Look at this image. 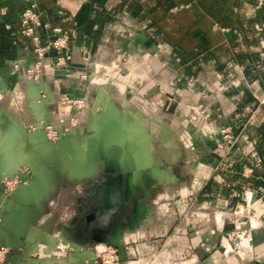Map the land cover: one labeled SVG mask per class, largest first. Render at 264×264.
Returning a JSON list of instances; mask_svg holds the SVG:
<instances>
[{"label":"crops","instance_id":"0c3cea01","mask_svg":"<svg viewBox=\"0 0 264 264\" xmlns=\"http://www.w3.org/2000/svg\"><path fill=\"white\" fill-rule=\"evenodd\" d=\"M32 5L41 44L59 27L70 54L57 68L49 49L34 80ZM224 126L235 141L219 148ZM117 172L103 191L122 180L133 215L100 242L125 264H264V0H0V243L50 233L29 218L54 176L90 192ZM9 173L27 182L6 190ZM59 229L31 246L42 264H92Z\"/></svg>","mask_w":264,"mask_h":264},{"label":"rangeland","instance_id":"374dc122","mask_svg":"<svg viewBox=\"0 0 264 264\" xmlns=\"http://www.w3.org/2000/svg\"><path fill=\"white\" fill-rule=\"evenodd\" d=\"M47 136H48V140H53V139L55 140V139H58L60 137L58 135V133H56V132L53 134L50 133V135H47ZM30 177H31V175L29 176V178ZM118 177H119V173L117 172V173H113V174L109 175V177H107V178H103L101 181L94 182L93 188L95 190V192H94L95 195L88 192L86 185L79 180L73 181L70 178L61 179L59 177L53 179V189L47 193V195L44 198V201H42L44 208H43L42 212L40 213V216H37V218H36V221H35L36 227L39 225V223H40V221H42V219H46L48 221L49 219L52 218L53 222L50 224V228H51L50 234H49L50 237L54 236L55 233H59L61 231L59 229L60 226L67 225L70 228V233L68 235V239L70 242L75 243L76 241H75V237H74V231H75L74 230V227H75L74 224L76 222H79V219L87 211V209H85V205L91 203L90 200L97 197L96 196L97 193H98V195H100L103 192V189L106 188L105 184L116 183L118 180ZM8 179H10V178H8ZM5 180L7 181V179L4 178V180H2V182H4ZM26 180H22L21 177L20 178L18 177L15 180V181H17L16 185H18V183H21V182L26 183L27 182ZM3 185H4V183H3ZM15 187L16 186L14 184L12 189H14ZM86 207H89V206L87 205ZM64 231L68 232L69 230L64 229ZM50 239L48 238L46 240H49L48 242H50ZM34 243H38L37 239H34V240L29 242V244L27 245L28 249H26L24 247V249L22 248L19 250H16V249L11 250L9 248L0 250V264H15V261L18 259H29V261H31V259L35 260L38 257H40V258H39L37 263L42 264V261H44L43 258H41L43 256V254L37 253L36 251L32 252V250H31V246ZM50 244H52V243L50 242ZM38 245L39 246L37 247V249L40 248V250H42V252H43V250L45 249V245L44 244H38ZM87 245L91 251L92 250L94 251V250H96V247L99 248V246H103V245H105V243L99 242V243H94V244L90 243ZM108 245L112 246L113 248H115L117 250V248L114 247V245H111V244H108ZM37 249H35V250H37ZM68 251L69 250H67V249L60 248L59 250L53 251V253H55V254L58 253V255L61 253V254L68 257L69 256ZM81 252H83V251H81ZM95 252L97 254H99L101 257H103V255L106 253L103 250H98V252L97 251H95ZM117 252H118V250H117ZM45 260L50 261V263L53 262V263L57 264L56 263L57 260H48V259H45Z\"/></svg>","mask_w":264,"mask_h":264},{"label":"built area","instance_id":"2783aa9c","mask_svg":"<svg viewBox=\"0 0 264 264\" xmlns=\"http://www.w3.org/2000/svg\"><path fill=\"white\" fill-rule=\"evenodd\" d=\"M19 23L22 28V33L28 36L33 43V53L35 60L33 66L27 70L30 79L34 80L38 78L40 69L42 67V61L49 49H53L56 54L55 66L57 68L64 66L67 60L70 59L69 36L61 28H53V35L49 36V39L45 44H41L39 36L36 32V28L41 25V18L40 15L34 10L33 5L31 7H27L22 12ZM14 67H16V65ZM46 132L47 135H50V133H55L54 131H52L50 126H46ZM219 135L220 137L217 142V147L219 148L230 147L235 141V136L229 126L222 127L219 130ZM5 179H7V181L5 180L3 183L6 190L12 189L14 184H17V181H15L17 177L15 179V176L10 179ZM3 249L4 248H1L0 250ZM98 250H103L106 252L103 257L95 252H98ZM92 252L94 254L93 260L95 261V264H125L124 261L119 258L117 250L110 245L105 244L101 249L96 247V250H92Z\"/></svg>","mask_w":264,"mask_h":264},{"label":"flooded vegetation","instance_id":"af4514ba","mask_svg":"<svg viewBox=\"0 0 264 264\" xmlns=\"http://www.w3.org/2000/svg\"><path fill=\"white\" fill-rule=\"evenodd\" d=\"M121 181L120 188L113 186L107 193L104 191L100 195L97 193V197L87 204L89 207L85 205V209L89 211H86L79 222L74 224L75 243L87 245L100 242L116 229L118 223L124 221L125 218L132 217L135 197H131L126 193V186L123 190ZM28 183H30L29 180ZM94 192V188L90 190L93 195H95ZM49 220H52V218ZM78 247V249L82 248L81 246ZM101 247L99 246V248ZM72 252L75 253V250H72ZM85 252L83 250L79 255L84 257Z\"/></svg>","mask_w":264,"mask_h":264},{"label":"water","instance_id":"95a60500","mask_svg":"<svg viewBox=\"0 0 264 264\" xmlns=\"http://www.w3.org/2000/svg\"><path fill=\"white\" fill-rule=\"evenodd\" d=\"M13 178L14 177V173H9V174H6V175H4L3 176V178ZM55 177L56 176H54V179H55ZM32 182H35V184H36V186H38V188H40L42 185L41 184H43V183H39V181L37 180V179H35L34 181H32ZM22 186H24L23 185V183H19L18 184V187H22ZM34 187L35 186H32V183L30 182V183H27V186L25 185V187H24V189H26L27 190V197H26V199H27V201H29V203H32V204H34V206L35 205H38L39 204V206H40V200H42L43 199V196L46 194V192H47V190H45L44 188H40L41 189V192L39 193H35L34 192ZM39 189V190H40ZM29 199V200H28ZM38 206V207H39ZM24 211V210H23ZM22 211V212H23ZM21 216L23 217L24 216V213H22L21 214ZM27 216V215H26ZM37 214H31V216H30V224H36L35 223V221H36V218H37ZM11 218V217H10ZM13 219V218H12ZM15 224V223H14ZM68 233H70V228H69V232ZM50 233L49 232H43V234L42 233H39V237L37 238V241L38 242H42L41 244H44L45 246L47 245V246H53L54 245V243H52L51 241L53 240V241H56V239L55 238H53V236H51L50 237V235H49ZM50 239V242L52 243V244H50V242H48L49 240H46V239ZM11 240V239H10ZM45 243H49V244H45ZM69 246H70V248H72V249H74L75 250V254H79L81 251H83V249L84 250H88V251H91L90 249H89V247H88V245L86 246V245H78L77 243H73V242H69ZM78 246H81L82 248H80V249H78L79 247ZM25 247V246H24ZM23 247V248H24ZM115 247V246H114ZM1 248H4V249H6V248H9V249H11V250H14L15 248H17V246L14 244V243H9V242H2V243H0V249ZM26 249H28V246L27 247H25ZM55 248V247H54ZM52 248L54 251L55 250H59V248L57 249V248ZM45 249H46V247H45ZM44 249V250H45ZM43 250V251H44ZM92 252V251H91ZM39 258L40 257H38V258H36L35 260L34 259H31V261H29V259H18V260H16L15 261V264H40V263H37L38 262V260H39ZM46 261V260H45ZM52 263V262H51Z\"/></svg>","mask_w":264,"mask_h":264},{"label":"bare ground","instance_id":"6f19581e","mask_svg":"<svg viewBox=\"0 0 264 264\" xmlns=\"http://www.w3.org/2000/svg\"><path fill=\"white\" fill-rule=\"evenodd\" d=\"M104 98H105V97H104ZM104 98H103V100H104ZM103 105H104V101H102V103L100 104V106H99L100 108H99V109H102V108H103ZM59 140H60V137H59L58 139H56V140H49V141H51V142H57V141H59ZM15 178H16V177H15ZM102 247H103V246H102ZM102 247H101V248H102ZM101 248H99V249H101ZM87 261H88V260H87ZM77 263H84V264L88 263V264H89V263H91V262H89V261L86 262V260L83 259V260H80V262H77ZM92 264H95V261H94V260H92Z\"/></svg>","mask_w":264,"mask_h":264}]
</instances>
